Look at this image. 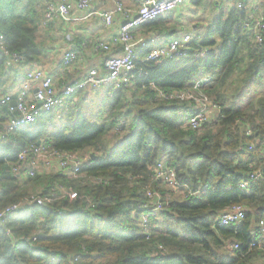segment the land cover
I'll list each match as a JSON object with an SVG mask.
<instances>
[{"label":"trees","instance_id":"16d2710c","mask_svg":"<svg viewBox=\"0 0 264 264\" xmlns=\"http://www.w3.org/2000/svg\"><path fill=\"white\" fill-rule=\"evenodd\" d=\"M51 1L0 0V33L7 51L24 58L6 70L7 58L0 51L1 93L28 63L43 61L53 48L49 40L38 38L39 32L57 33L58 41H66L68 22L42 24ZM191 1L199 5L203 0ZM167 17L138 29L169 38L177 33L174 27L163 31ZM246 18V9L231 3L202 33L195 30L185 53L156 61L145 59L159 44L149 39L135 48L136 69L129 83L104 98L101 112L86 115L77 105L85 100L81 90L68 99L66 110L42 112L35 123L0 140V210L31 193H57L50 203L23 204L6 216L0 225V264H253L255 259L264 264V241L260 248L249 247L257 239L255 225L264 219V176L238 185L250 165L264 173V96L238 105V88L226 91L237 70L244 71L245 81L258 86L264 82V46L249 40ZM81 42L75 47L82 49ZM207 74L214 79L203 90L218 104L220 117L198 131L182 130L178 122L188 104L169 95ZM109 130L113 134L106 146L103 138ZM38 140L63 151L94 152L86 154L77 177L59 167L33 177L14 174L17 153ZM250 143L253 150L247 149ZM163 160L174 169L173 188L153 175V167ZM148 191L168 197L150 216L149 238L140 225L147 206L155 204ZM235 204L241 205L244 217L235 224H219L220 212Z\"/></svg>","mask_w":264,"mask_h":264},{"label":"built area","instance_id":"2783aa9c","mask_svg":"<svg viewBox=\"0 0 264 264\" xmlns=\"http://www.w3.org/2000/svg\"><path fill=\"white\" fill-rule=\"evenodd\" d=\"M188 1L190 0H130V5H125L120 0H53L48 2L42 16L43 25L59 20L74 24L90 17L96 18L107 33L97 37L95 49L106 53L107 56L98 65L84 66L85 72L71 82L67 81L66 73L69 75V70L82 61L80 50L77 48H67L62 51V66L56 72L49 71L40 62L28 63L24 72L17 76L16 89L11 87L5 93H0V140L20 126L35 123L42 112L66 110L68 99L78 91L98 90L104 91L110 96L123 85L128 84L132 71L136 69L134 60L137 53L135 48L137 47L136 32L138 27L170 14ZM223 1L232 3L236 9H246L249 18L244 20V28L249 32V40L256 46H264V0ZM108 2L113 4L112 8L106 7ZM193 38H195L193 31L177 33L169 38L157 33L146 34L143 36L142 44L149 39L157 41L159 44L147 52L145 59L156 61L185 53L188 43ZM0 51L7 58L6 70L24 59L22 54L7 51V41L2 33H0ZM213 79L214 75L212 74L203 75L195 80L190 87L170 93L169 98L188 104L184 110L186 114L178 122L182 130L198 131L205 123L216 122L220 117L218 104L212 101L203 90ZM3 112L6 113L5 120H2ZM48 127L51 128V125L48 124ZM247 134H250V129H247ZM247 149L253 150L254 144H248ZM261 157L264 159V149ZM85 160L84 153L50 148L40 142L39 144H30L17 153L16 161L12 165V172L14 174L24 173L33 177L38 173L40 167L46 169L56 163L59 168L71 176L77 177L80 176L79 170ZM153 175L172 188L177 185L174 169L168 167L164 160L153 167ZM263 176L261 168L250 165L247 178L241 180L238 185L245 187L250 181L260 180ZM85 179L101 182V179L96 177ZM61 189V186H58V190ZM56 195L57 193L52 192L47 197H42L31 193L19 203L4 207L0 210V225L4 223L8 214L21 205L31 203L45 205L50 203ZM147 195L154 200L155 204L147 206L149 211L142 214L140 225L143 234L149 238L151 237L150 231H153L150 216L155 214L154 209L162 207V203L167 202L168 197L162 196L158 191H148ZM89 204L90 202L87 201V205ZM243 217V208L241 205L235 204L220 212L219 224H235ZM255 227L257 239L249 242L251 249L262 246L264 219H260ZM31 239L36 240V236L32 235ZM232 247L238 248L239 242H233Z\"/></svg>","mask_w":264,"mask_h":264},{"label":"crops","instance_id":"0c3cea01","mask_svg":"<svg viewBox=\"0 0 264 264\" xmlns=\"http://www.w3.org/2000/svg\"><path fill=\"white\" fill-rule=\"evenodd\" d=\"M122 1L125 5H130V0H120ZM215 2V3H214ZM226 2V1H224ZM191 3H194L193 1H191ZM211 5V8H216V6H218L217 1H212L209 2ZM214 4V5H213ZM209 5V4H208ZM198 6V5H196ZM107 8H112L113 4L111 2H108L106 4ZM218 13L220 12V8L217 7ZM180 8H178L177 10H179ZM176 11V10H174ZM172 13V12H171ZM170 13V14H171ZM216 13V14H218ZM169 16L171 17L172 15ZM214 14V15H216ZM213 15V16H214ZM173 19V22H172ZM171 22V28H175L176 29V33H181V32H185V31H193L195 33V29L196 24L192 23V24H187V23H182L181 22V18H172L170 19ZM68 33L66 34V41L62 40V41H57L56 43H53L50 45L54 47L53 50H51L49 48L48 54L46 55V58L43 59V61H41L40 63L44 64L46 66V68L49 71L52 72H56L60 69V67L62 66L61 64V53L64 49L67 48H76L75 44L76 42H78L80 39L83 40L82 43V49L81 48H77L80 50L81 53V57H82V61L79 62L78 64H75L70 70H69V75H67L68 73H66V78L67 81L71 82L73 80H75L76 78H78L79 76H81L85 70H84V66L88 65L90 66L92 65H98L99 63L102 62L103 58L106 57V53H102L99 52L98 50L95 49V41L97 39L98 36H104L106 35L107 31L103 29V27L100 25V23L98 22V20L96 18H88L87 20L81 21V22H76L74 24H72L71 22H68ZM203 27V26H202ZM146 34H144L143 30L138 29L136 32V45L139 46L141 44V41L143 39V36H145ZM51 50V51H50ZM51 52V53H50ZM17 78L15 79L14 83L12 84H8L11 85L9 88L12 87V89H16L17 87ZM1 89L2 87L0 86V93H1ZM85 93V92H84ZM75 104H70V106L72 108H75L74 106ZM87 115V114H86ZM212 115V113H211ZM58 165L56 163H53L49 168L44 169L43 167L39 168L38 172L41 171H50V170H57ZM25 175L24 173H19L18 175ZM253 264H261L259 259H255L253 260Z\"/></svg>","mask_w":264,"mask_h":264},{"label":"rangeland","instance_id":"374dc122","mask_svg":"<svg viewBox=\"0 0 264 264\" xmlns=\"http://www.w3.org/2000/svg\"><path fill=\"white\" fill-rule=\"evenodd\" d=\"M212 1H217L218 6L216 8H211V5L209 2ZM209 4V5H208ZM231 6L230 2H222L218 0H203L198 6H196L194 3H191V0L188 1L187 3H184L179 10L173 11L170 15H172V18H181L182 23H187V24H192L195 23L198 26L196 27L195 30L197 32L202 33L203 29L206 25L209 24L210 20L212 19L213 15L218 13V8L220 10L226 11L229 7ZM171 17H167L169 21L166 24H163V31H170L171 28V22L170 19ZM173 22V19H172ZM200 25V26H199ZM203 26V27H202ZM55 32V31H54ZM61 32V31H60ZM38 38H45L48 42L49 45L56 43L58 40H60V36L57 33H45V32H39L38 33ZM51 37H54V40L51 39ZM56 37V38H55ZM53 50V48L51 49ZM50 50V51H51ZM51 53V52H50ZM46 58V56L44 57ZM244 71L243 70H237L234 72L232 77L230 78V81L228 82L226 86V91L228 93H232L234 89L237 87L239 90V97L237 100V104L240 105L242 102L247 101L250 98H258L261 96H264V82L261 84L262 86H258L255 83H252L251 81H245L244 80ZM83 96L84 99L81 97ZM80 96V101H78V106L82 108V110L89 115L90 117L95 114L94 112L96 110L102 111L103 109V101L105 100L104 98L108 96L104 91H93V90H87L85 91V94ZM102 106V108H101ZM104 112V111H103ZM108 115V113H105ZM112 130H109L105 135L103 140L106 146H110V141L107 142L109 138L112 136ZM84 152V155L88 154L89 152H94L91 149H86ZM36 194V193H33Z\"/></svg>","mask_w":264,"mask_h":264},{"label":"water","instance_id":"95a60500","mask_svg":"<svg viewBox=\"0 0 264 264\" xmlns=\"http://www.w3.org/2000/svg\"><path fill=\"white\" fill-rule=\"evenodd\" d=\"M12 103L14 104V101H12ZM40 143V141L38 140L37 142H36V144H39Z\"/></svg>","mask_w":264,"mask_h":264}]
</instances>
